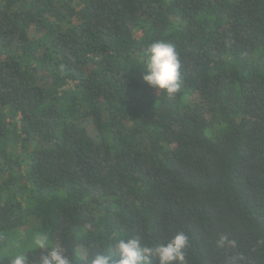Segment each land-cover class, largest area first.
<instances>
[{
    "label": "trees",
    "instance_id": "1",
    "mask_svg": "<svg viewBox=\"0 0 264 264\" xmlns=\"http://www.w3.org/2000/svg\"><path fill=\"white\" fill-rule=\"evenodd\" d=\"M29 216L70 264L178 232L185 264H264V0H0V264Z\"/></svg>",
    "mask_w": 264,
    "mask_h": 264
},
{
    "label": "clouds",
    "instance_id": "2",
    "mask_svg": "<svg viewBox=\"0 0 264 264\" xmlns=\"http://www.w3.org/2000/svg\"><path fill=\"white\" fill-rule=\"evenodd\" d=\"M179 53L175 46L158 41L153 43L145 61L143 80L152 88L166 91L169 97L179 92L182 83ZM223 240V238H222ZM222 242V241H221ZM189 240L184 232H178L167 244L155 247H142L139 240L132 238L117 243L119 259L97 254L91 264H151L153 257H158L160 264H185L184 249ZM37 248L47 250L38 264H70V261L56 248L49 249L47 236H37L34 240ZM28 257L19 253L10 264H27Z\"/></svg>",
    "mask_w": 264,
    "mask_h": 264
},
{
    "label": "rangeland",
    "instance_id": "3",
    "mask_svg": "<svg viewBox=\"0 0 264 264\" xmlns=\"http://www.w3.org/2000/svg\"><path fill=\"white\" fill-rule=\"evenodd\" d=\"M19 150V149H18ZM38 225V221L32 217H28L27 224L23 227H20L16 230L15 235L12 236V248L14 254L22 253V248L26 247L30 243H34L35 238L38 234L35 233V229ZM18 232V234H17ZM78 252L80 255H83V248H79ZM23 254V253H22Z\"/></svg>",
    "mask_w": 264,
    "mask_h": 264
}]
</instances>
